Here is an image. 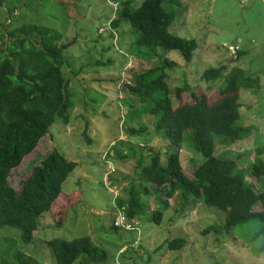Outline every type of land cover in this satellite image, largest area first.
<instances>
[{"label":"rangeland","instance_id":"1","mask_svg":"<svg viewBox=\"0 0 264 264\" xmlns=\"http://www.w3.org/2000/svg\"><path fill=\"white\" fill-rule=\"evenodd\" d=\"M45 1L46 8L38 4L39 0L2 3L0 31H5L2 43L9 40L4 23L20 22L22 16L53 25L62 33L61 42L73 40L63 64L71 100L66 110L68 121L57 116L36 146L11 169L8 179L14 187H19L31 167L40 163L54 148L77 164L62 183L68 196L60 199V207L72 203L64 220L54 224L51 216L56 214L44 216L40 228L34 230V237L23 248L24 252L34 256L37 263L57 264L46 243L49 239L88 234L94 243L107 251V264H264V251L258 252V243L254 245L256 250L249 243L250 229H243V233L223 229L205 232L206 226L223 223V210L204 204L202 197L195 196L186 206L175 209L173 196L165 197L152 183H147L150 194L143 195L148 202L147 218L138 219L132 230L127 225L125 229L114 231L110 225L114 218L121 217L122 212L114 207V198L124 196L128 180L136 181L141 167L137 165L139 156H142V163H147L150 152L163 151L168 142L159 133L157 118L148 110L143 96L132 101L135 108L140 106L141 112L127 121H123L122 116L128 109L124 84L133 83L135 73L153 63L165 59L173 61L172 65L164 67L172 91L185 83L189 88L206 92L210 101L224 84V75L231 67L240 66L250 76H257L260 84L256 91L242 88L239 96L240 123L251 125V134L217 143L215 155L235 156L240 153L246 159L243 163H247L254 158L258 147H264V0H164V7L172 8L175 15L170 30L197 41L188 61L178 50L159 47L153 57L148 55L147 48L142 49L143 57H136L137 49L132 48L138 36L137 29L122 20L115 29L117 36L110 35L112 31L107 21L113 10L107 0ZM140 2L133 0L135 5ZM29 7L35 11V16L28 12ZM54 12L57 17H53ZM221 64L225 67L219 77L207 79L203 76L207 67ZM130 127L134 132L129 130ZM116 139L130 141L137 154L126 160L118 159L112 148H117ZM161 153V160L165 162L167 155ZM179 155L184 171L191 175L197 159L202 158L201 154L189 144L183 145ZM108 157L114 162H107ZM244 178L253 182L259 179L252 178L247 170ZM157 196L168 203L163 205L159 223L149 218L154 209L162 206L163 200ZM261 208V202L257 200L253 209ZM5 227L0 228V232L13 231L18 236V231ZM132 235L135 240L129 244ZM180 236L185 238L182 247H166V239ZM84 262L82 259L76 264ZM86 263L100 264L89 260Z\"/></svg>","mask_w":264,"mask_h":264},{"label":"trees","instance_id":"2","mask_svg":"<svg viewBox=\"0 0 264 264\" xmlns=\"http://www.w3.org/2000/svg\"><path fill=\"white\" fill-rule=\"evenodd\" d=\"M5 1L8 0H0V5ZM36 1L26 0V3ZM117 1V8L111 5L113 14L107 26L116 29L122 20H126L137 29L138 36L132 48L137 49L136 57L144 56V48L153 57L156 47H159L178 50L186 61L192 58L197 41L194 37L180 36L170 30L175 15L172 8L164 7V0H141L138 5L133 4V0ZM38 4L45 7L46 1L39 0ZM28 12L36 15L32 7ZM52 15L58 16L55 12ZM38 20L22 16L20 22L4 23L9 36L8 41L3 40L4 43L5 31H0V228L8 226L5 228L18 231V236L13 231L0 232V264H41L23 248L34 237V230L40 228L44 216L56 214L51 218L54 224H59L72 204L60 207V199L68 196L62 189V183L77 162L67 159L56 148L31 167L19 187H14L8 179L11 169L36 146L57 116L68 121L66 110L71 100L63 64L73 40L61 42L60 31ZM110 35L113 36V32ZM237 52L241 54V51ZM170 64L173 61H157L135 73L133 83L124 84L128 109L122 115L123 121L131 120L141 112L140 106L135 108L132 101L143 96L148 110L157 118L159 133L168 142L163 151L152 150L147 163H142V156H139L137 165L141 167L136 181L126 182L125 188L128 189L124 196L114 198V207L122 212L127 222L147 218L148 202L143 197L150 194L147 183H152L165 197L173 196L175 209L186 206L193 196L202 197L204 204L224 211L223 223L208 225L203 231L223 229L243 233V229H250L249 243L254 250L258 243V252L264 251V147H258L254 158L247 159V163H243L246 159L240 153L235 156L215 155L217 143L251 134V125L240 123L239 96L242 88L256 91L259 78L250 76L242 67L235 65L224 75V84L210 101L206 92L189 88L185 83L172 91L164 72V67ZM224 67V64L207 67L203 76L217 78ZM129 130L134 132L131 127ZM184 142L195 146L202 157L197 159L191 175L184 171L179 155L183 145L189 146ZM114 144L117 148H112L118 159L126 160L137 154L130 141L116 139ZM161 152L167 155L165 162L161 160ZM245 170L252 178L259 179L256 182L245 180ZM112 179L116 181L115 177ZM157 198L163 200L162 206L154 209L149 218L159 223L163 205L168 203ZM257 200L262 205L260 210L253 209ZM113 223L111 221L110 225L114 231L124 228ZM134 238L132 235L129 244ZM166 240L168 249L180 248L185 242L181 236ZM4 241L10 243L5 245ZM46 243L51 247L57 264H76L82 259L84 264H88L87 260L108 263L107 251L94 243L88 234L73 238L54 237Z\"/></svg>","mask_w":264,"mask_h":264},{"label":"built area","instance_id":"3","mask_svg":"<svg viewBox=\"0 0 264 264\" xmlns=\"http://www.w3.org/2000/svg\"><path fill=\"white\" fill-rule=\"evenodd\" d=\"M107 1L112 5V7L114 9L118 7V1L117 0H107ZM118 220H120V221H118ZM114 223L115 224H121V225L123 224L124 226L128 225V227L132 226L130 222H127L125 220V218L123 217L122 214H121V217L119 219H115Z\"/></svg>","mask_w":264,"mask_h":264},{"label":"clouds","instance_id":"4","mask_svg":"<svg viewBox=\"0 0 264 264\" xmlns=\"http://www.w3.org/2000/svg\"><path fill=\"white\" fill-rule=\"evenodd\" d=\"M110 4V3H109ZM110 6H111V4H110ZM110 22V19H108V21H107V24ZM109 27V26H108ZM111 31L113 32V34L114 35H116L117 36V32H116V30L115 29H111ZM128 56V55H127ZM114 142H115V140H114ZM107 154L108 153H106V157H107ZM112 159V160H111ZM107 162H109V163H113L114 161H113V158H107ZM110 166V165H109ZM110 168H114V166H111ZM115 185H116V183H115ZM115 219L116 218H114V220H113V222L115 221ZM126 220V219H125ZM137 222V221H136ZM115 224V223H114ZM135 224V222L134 223H131V227H130V229L133 227V225ZM116 225V224H115ZM118 225H121V224H118ZM121 226H123L124 227V225L122 224Z\"/></svg>","mask_w":264,"mask_h":264}]
</instances>
